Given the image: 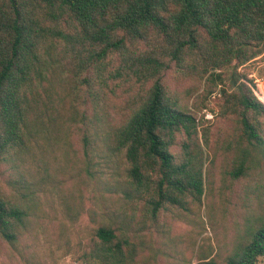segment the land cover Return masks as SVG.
<instances>
[{
    "label": "trees",
    "instance_id": "16d2710c",
    "mask_svg": "<svg viewBox=\"0 0 264 264\" xmlns=\"http://www.w3.org/2000/svg\"><path fill=\"white\" fill-rule=\"evenodd\" d=\"M254 62L264 78V0H0V237L15 248L85 187L86 264H191L204 200L233 232L197 264H264Z\"/></svg>",
    "mask_w": 264,
    "mask_h": 264
},
{
    "label": "rangeland",
    "instance_id": "374dc122",
    "mask_svg": "<svg viewBox=\"0 0 264 264\" xmlns=\"http://www.w3.org/2000/svg\"><path fill=\"white\" fill-rule=\"evenodd\" d=\"M259 67L260 63L254 62L241 70L249 73V77L255 79V82L264 89V78H259L258 75ZM230 75V72L226 73V76ZM165 81L172 90L179 92L189 89L194 84L187 82L181 86L176 85L171 74L166 77ZM196 97L197 95L190 101L191 105ZM212 110L216 112H212ZM217 112L218 102L215 100L209 104L208 108L198 112V120L204 126L213 124ZM75 144V148L77 147L78 150L79 144L76 142ZM70 185L67 186L68 189H71ZM81 190H83L82 196L75 203L66 205L56 198L53 205L54 215L48 209L52 215L47 217L43 227L33 230L15 248L0 237V264H86L81 257L87 246V240L92 237L94 229L98 226L91 220L92 210L97 209V200H93L92 190H87L85 187H82ZM67 206L79 211L77 212L79 216L76 219H71ZM111 208H115L112 202ZM201 217L204 219L205 229L203 236L198 239L196 249L192 253L191 249L188 250L189 245H183V250L187 251L185 258L191 264H197V250L200 247L208 249L211 246L214 252L219 251L221 245L230 242L233 232L231 225L228 227L212 225L213 215L206 208L205 200ZM185 228L188 227L185 225L183 229ZM178 232L180 233L181 230ZM204 238L207 240L204 241Z\"/></svg>",
    "mask_w": 264,
    "mask_h": 264
}]
</instances>
